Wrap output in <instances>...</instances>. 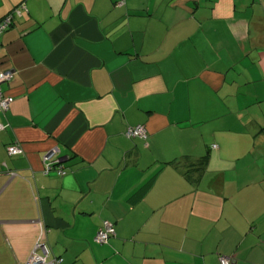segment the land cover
<instances>
[{
    "label": "crops",
    "instance_id": "1",
    "mask_svg": "<svg viewBox=\"0 0 264 264\" xmlns=\"http://www.w3.org/2000/svg\"><path fill=\"white\" fill-rule=\"evenodd\" d=\"M115 2L0 1V264H264V2Z\"/></svg>",
    "mask_w": 264,
    "mask_h": 264
},
{
    "label": "built area",
    "instance_id": "2",
    "mask_svg": "<svg viewBox=\"0 0 264 264\" xmlns=\"http://www.w3.org/2000/svg\"><path fill=\"white\" fill-rule=\"evenodd\" d=\"M261 1V0H258ZM117 6L122 7L125 4V0H118ZM28 11L25 4L19 5L17 8L14 9L13 12L5 16L3 19L0 20V38L1 36L14 24V21L16 17L20 18L22 17V13ZM2 45L0 43V52H1ZM14 77L13 71H0V113L7 112L13 101L14 98L4 95L2 85L5 83L10 82ZM5 128L4 125L0 124V130H3ZM126 136L128 138H140L142 140H147L148 138V132L146 128L142 125H138L135 127H129L126 131ZM8 152L10 155H16L19 153H22V150L16 146H9ZM45 165H46V173H49L53 169L54 162V154H48L45 157ZM59 175H64V169L58 168L56 171ZM14 175V174H12ZM114 227L112 223L109 221L104 222L103 228L98 232L95 241L99 244H106L109 240V238L114 235ZM42 250V254H39L38 252H34L32 257L30 258L28 264H60L62 260L55 259L53 261H49L48 257L50 254L49 248L43 244L38 243L37 245V251ZM220 264H231V259L225 256H221Z\"/></svg>",
    "mask_w": 264,
    "mask_h": 264
},
{
    "label": "trees",
    "instance_id": "3",
    "mask_svg": "<svg viewBox=\"0 0 264 264\" xmlns=\"http://www.w3.org/2000/svg\"><path fill=\"white\" fill-rule=\"evenodd\" d=\"M0 1H1V0H0ZM117 1H118V0H116V2H115V4H114L115 7H117V8H121V7H118V6H117V4H116ZM254 1H257V2H260V3H261V2H264V0H261V1L254 0ZM125 4H126V0H125ZM125 4H124L122 7H124ZM13 11H14V10H13ZM13 11H12V12H13ZM10 13H11V12H10ZM2 19H3V18H2ZM0 20H1V19H0ZM12 26H13V25H12ZM12 26H11V27H12ZM11 27H10V28H11ZM10 28H9V29H10ZM9 29H8V30H9ZM8 30H7V31H8ZM7 31H6V32H7ZM6 32H5V33H6ZM5 33H4V34H5ZM4 34H3V35H4ZM3 35H2V36H3ZM2 36H1V38H2ZM1 38H0V39H1ZM0 43H1V42H0ZM1 45H2V44H1ZM1 49H2V48H1ZM0 53H1V52H0ZM3 85H4V84H3ZM3 85H2V89H3ZM3 93H4V95H6L5 92H4V90H3ZM5 113H6V112H5ZM130 139H131V138H130ZM133 139H140V138H133ZM147 139H148V138H147ZM141 140H142V139H141ZM144 141H146V140H144ZM105 221H109V220H105ZM105 221H103L102 226H101V228L99 229V231L103 228V226H104V222H105ZM109 222H110V221H109ZM110 223H112V222H110ZM112 225H113V227H114V232H115L114 235H112V236L109 238V240H108V242H107L106 244H100V245H108V243L110 242V240H111L113 237L116 236L115 225H114L113 223H112ZM99 231H98V232H99ZM95 242H96V241H95ZM96 243H97V242H96ZM97 244H99V243H97ZM220 257H221V256H220ZM228 258L231 259V264H235V262H236L235 258H232V257H228ZM219 263H220V261H219ZM60 264H61V263H60Z\"/></svg>",
    "mask_w": 264,
    "mask_h": 264
},
{
    "label": "water",
    "instance_id": "4",
    "mask_svg": "<svg viewBox=\"0 0 264 264\" xmlns=\"http://www.w3.org/2000/svg\"><path fill=\"white\" fill-rule=\"evenodd\" d=\"M67 2V1H66ZM66 5V4H65ZM80 5H83V4H80ZM63 10V9H62ZM87 13V12H86ZM60 17H61V13H60ZM67 22V21H66ZM100 28V27H99ZM75 38H78V37H75ZM74 43H75V41H74ZM94 43V42H93ZM101 43V42H100ZM91 71V70H90ZM90 77H91V75H90ZM92 81V80H91ZM93 85V84H92ZM98 97H99V95H98ZM79 102V101H78ZM91 131V130H90Z\"/></svg>",
    "mask_w": 264,
    "mask_h": 264
}]
</instances>
